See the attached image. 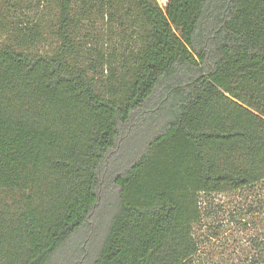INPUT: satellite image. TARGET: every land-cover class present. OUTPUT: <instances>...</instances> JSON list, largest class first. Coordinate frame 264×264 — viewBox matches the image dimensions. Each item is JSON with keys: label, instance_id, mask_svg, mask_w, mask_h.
<instances>
[{"label": "trees", "instance_id": "1", "mask_svg": "<svg viewBox=\"0 0 264 264\" xmlns=\"http://www.w3.org/2000/svg\"><path fill=\"white\" fill-rule=\"evenodd\" d=\"M257 188L264 0H0V264H190Z\"/></svg>", "mask_w": 264, "mask_h": 264}, {"label": "rangeland", "instance_id": "2", "mask_svg": "<svg viewBox=\"0 0 264 264\" xmlns=\"http://www.w3.org/2000/svg\"><path fill=\"white\" fill-rule=\"evenodd\" d=\"M167 1L157 0L161 7ZM257 189L203 200L202 219L193 229L199 250L190 264H264V192Z\"/></svg>", "mask_w": 264, "mask_h": 264}]
</instances>
